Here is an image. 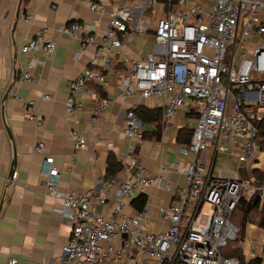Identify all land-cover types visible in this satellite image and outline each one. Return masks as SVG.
<instances>
[{"label":"built area","instance_id":"built-area-1","mask_svg":"<svg viewBox=\"0 0 264 264\" xmlns=\"http://www.w3.org/2000/svg\"><path fill=\"white\" fill-rule=\"evenodd\" d=\"M79 1L98 19L106 12L98 0ZM145 16L155 21L152 51L144 58L123 53L124 41L150 27ZM26 18L30 20L31 15ZM48 31L42 28L21 51L33 55L40 51L50 59L56 43L48 39ZM59 32L77 41L81 49L96 45L91 65L69 83L66 114L79 113L81 103L75 95L85 93L89 84L110 87L106 73L112 71L118 96L158 101L161 132L180 109L196 118L190 140L178 151L182 158H190L180 168L187 188L179 192L177 185L165 179L171 169H179L177 161L166 165L161 160L155 172L139 162L137 144L145 130L154 125L136 116V106L124 117L126 149L120 174L102 181V192L59 193L54 182L61 170L53 165L51 155L45 156L51 179L46 185L61 199L56 212L71 223L69 238L62 247V263L241 264L237 258L224 256L222 249L239 235V227L231 221L238 203L255 198L264 201V178L256 182L238 174L216 176L205 154L213 147L216 152L233 154L239 164L264 150V136L259 137L258 129L264 116V0H123L109 11L101 42H96L90 26L77 21L60 26ZM33 67L31 60L24 63L22 82H32ZM41 98L50 100L47 94ZM110 102L107 98L99 100L91 123L99 121ZM23 107L27 118L40 126L42 117L36 102L24 101ZM69 136L73 154L65 172L72 171L76 154L87 145L83 134L71 131ZM44 149L43 143L32 145L33 152ZM149 189L172 192L168 205H156L164 225L157 231L150 219L152 199L132 215L124 211L130 201L143 199ZM109 190L116 195L112 203L106 195ZM203 204L210 207L206 215H200ZM99 207L110 208L111 215L102 214ZM3 264H17V260Z\"/></svg>","mask_w":264,"mask_h":264},{"label":"crops","instance_id":"crops-1","mask_svg":"<svg viewBox=\"0 0 264 264\" xmlns=\"http://www.w3.org/2000/svg\"><path fill=\"white\" fill-rule=\"evenodd\" d=\"M98 1L106 9L100 19L79 0H0V264L13 258L17 264H63L62 247L69 238L71 223L56 212L61 207V199L52 195L46 185L51 179L44 164L45 156L51 155L53 165L61 170L56 181H52L59 193H79L87 189L102 192V181L118 176L121 171L118 169L126 149L122 134L126 111L132 106L159 107L155 99L118 96L114 89L115 75L109 71L106 75L110 87L89 84L85 93L75 95L81 103L79 113H65L69 83L91 65L96 45L81 49L77 41L61 34L59 27L70 21L83 23L92 28L97 36L96 42H101L109 11L123 0ZM27 15H31L30 20ZM137 17L139 14L134 22L138 21ZM144 18L150 27L124 41L123 53L144 58L152 51L155 21ZM44 27L49 29L48 39L56 43L53 56L48 59L40 51L35 55L23 53L22 46ZM30 60L34 63L32 82H22L20 76L24 63ZM116 60L115 67L118 66ZM5 94L7 98L3 100ZM44 94L49 95L50 100H42ZM103 98L111 102L101 113L99 121L91 123L92 111ZM27 100L36 102L42 117L40 126L27 118L23 107ZM195 119V114L180 109L158 138L141 139L137 144L138 160L151 172L156 171L161 160L166 165L175 161L179 163V169H171L165 175L172 186L177 185L183 175L180 168L190 161L189 157L182 158L178 151L187 137L186 129L192 131ZM6 126L15 148L16 164L13 168L12 141ZM71 131L83 134L87 145L76 154L72 171L65 172L63 169L73 154ZM152 131L146 129L145 133ZM37 143H43L45 149L33 152L32 145ZM205 155L210 171L216 176L238 174L256 182L264 178V150L252 160L239 164L233 154L216 152L213 147ZM171 193L149 189L143 199L130 201L124 211L132 215L145 201L152 199V227L156 231L163 229L156 205H168L172 201ZM106 195L111 203L116 200L113 190L107 191ZM98 210L111 215L108 207H99ZM239 229L236 248L241 264H264V229L248 222L246 215H243Z\"/></svg>","mask_w":264,"mask_h":264},{"label":"trees","instance_id":"trees-1","mask_svg":"<svg viewBox=\"0 0 264 264\" xmlns=\"http://www.w3.org/2000/svg\"><path fill=\"white\" fill-rule=\"evenodd\" d=\"M136 116L146 124H153L154 128L151 133H143L142 139L146 138H158L161 132V125H160V117H161V109L160 107H153L149 108L146 106H139L134 109ZM258 129H259V137L264 136V116L258 122ZM192 131L186 129L187 137L183 140L184 143L190 140ZM121 170L119 167L118 171ZM136 200V199H134ZM133 200V201H134ZM253 201V202H252ZM252 204L245 205V201H240L236 206L231 221L235 225L239 227L243 215H246V219L248 222L256 225L257 227L264 229V201H261L259 198H255L251 200ZM237 240H233L227 243V246L222 249V254L224 256L237 258L239 259V251L236 248Z\"/></svg>","mask_w":264,"mask_h":264},{"label":"rangeland","instance_id":"rangeland-1","mask_svg":"<svg viewBox=\"0 0 264 264\" xmlns=\"http://www.w3.org/2000/svg\"><path fill=\"white\" fill-rule=\"evenodd\" d=\"M177 186H178V190H177L178 192L181 190H186L187 182L185 179V175H182L180 177ZM209 212H210V207L208 206V204H203L200 215H206V213H209Z\"/></svg>","mask_w":264,"mask_h":264},{"label":"water","instance_id":"water-1","mask_svg":"<svg viewBox=\"0 0 264 264\" xmlns=\"http://www.w3.org/2000/svg\"><path fill=\"white\" fill-rule=\"evenodd\" d=\"M6 98H7V94L4 95L3 100H6ZM6 130H7V133L9 135L10 140L12 141V149H13L12 168H13L15 166V164H16L15 148H14V143H13L12 135H11L10 130H9V128L7 126H6ZM12 173L13 172L11 170L10 171V175H12Z\"/></svg>","mask_w":264,"mask_h":264}]
</instances>
